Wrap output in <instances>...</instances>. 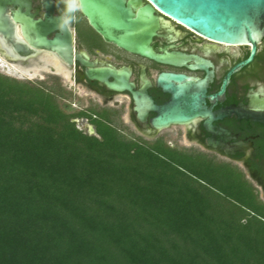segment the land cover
<instances>
[{
	"label": "trees",
	"instance_id": "trees-1",
	"mask_svg": "<svg viewBox=\"0 0 264 264\" xmlns=\"http://www.w3.org/2000/svg\"><path fill=\"white\" fill-rule=\"evenodd\" d=\"M0 72V264H264V201L235 166Z\"/></svg>",
	"mask_w": 264,
	"mask_h": 264
},
{
	"label": "flooded vegetation",
	"instance_id": "flooded-vegetation-1",
	"mask_svg": "<svg viewBox=\"0 0 264 264\" xmlns=\"http://www.w3.org/2000/svg\"><path fill=\"white\" fill-rule=\"evenodd\" d=\"M23 1L9 6L13 28L0 33V51L24 66L34 59V67L40 64L53 73L32 82L50 87L79 129L99 135V122L105 121L127 135L162 138L182 150L206 153L240 169L264 201V38L254 59L239 66L250 56L251 44L206 37L151 3L162 17L151 44L156 59L108 41L81 10L67 12V0ZM147 3H132V8L137 12ZM12 9L20 11L17 20ZM65 17L70 28L62 29ZM26 19L38 23L51 48L42 46L38 33L29 41ZM44 54L50 56L46 61ZM168 72L185 75L172 81L176 99L159 80ZM174 103L191 119L155 127L152 119Z\"/></svg>",
	"mask_w": 264,
	"mask_h": 264
},
{
	"label": "water",
	"instance_id": "water-1",
	"mask_svg": "<svg viewBox=\"0 0 264 264\" xmlns=\"http://www.w3.org/2000/svg\"><path fill=\"white\" fill-rule=\"evenodd\" d=\"M148 1L150 3L141 6L137 12L133 10L132 3L141 4L142 0H132L128 3L126 0H80V3L82 13L108 41L156 59L158 56L154 53L151 44L162 17L155 13L152 4L168 16L206 37L229 44H251L250 56L239 66L246 65L254 59L257 44L264 38V0ZM10 5L22 6L24 1L0 0V33H6L13 28V23L7 13ZM19 14V10L12 9L14 20L18 19ZM37 25L38 23L32 19H26V37L33 42L34 35L38 33L37 39L42 40V46L51 48L48 45L49 41L43 37ZM0 40H2L1 35ZM184 78L183 74L168 72L163 73L159 80L174 92L176 99L177 90L172 81ZM190 119L191 117L181 114L174 103L154 117L152 123L155 127L161 128L173 123L187 122Z\"/></svg>",
	"mask_w": 264,
	"mask_h": 264
},
{
	"label": "rangeland",
	"instance_id": "rangeland-1",
	"mask_svg": "<svg viewBox=\"0 0 264 264\" xmlns=\"http://www.w3.org/2000/svg\"><path fill=\"white\" fill-rule=\"evenodd\" d=\"M26 69L27 70H22L21 65L15 61L13 58L8 57L6 55H4L3 53H1L0 51V72L11 76V77H15L18 79H22V80H29V81H34V80H44L47 79V77L51 73L47 68L43 67L42 65H37L36 67H28V65H26ZM62 79V78H61ZM63 83L64 84H68V81L66 79L63 78ZM172 141H175V137L174 136H168Z\"/></svg>",
	"mask_w": 264,
	"mask_h": 264
},
{
	"label": "clouds",
	"instance_id": "clouds-1",
	"mask_svg": "<svg viewBox=\"0 0 264 264\" xmlns=\"http://www.w3.org/2000/svg\"><path fill=\"white\" fill-rule=\"evenodd\" d=\"M81 7L82 6L80 3V0H67V12H69V13L77 12V11L81 10ZM71 19L76 20V17L73 16ZM69 25H70V20L67 17L63 18L61 23H60V27L62 29L70 28Z\"/></svg>",
	"mask_w": 264,
	"mask_h": 264
},
{
	"label": "bare ground",
	"instance_id": "bare-ground-1",
	"mask_svg": "<svg viewBox=\"0 0 264 264\" xmlns=\"http://www.w3.org/2000/svg\"><path fill=\"white\" fill-rule=\"evenodd\" d=\"M0 46H1V44H0ZM6 52H7L9 55H12V56L16 57L15 54H14L13 52H11V51H6ZM42 58H43L44 61H46V59H47V58H50V56H49L48 54H44V55L42 56ZM29 62H30L31 65H29L28 67H33V66H35V60H34V59H31ZM20 64L22 65V62H21V61H20ZM21 67H22V68H21L22 70H27V69H26V68H27L26 66L22 65Z\"/></svg>",
	"mask_w": 264,
	"mask_h": 264
}]
</instances>
